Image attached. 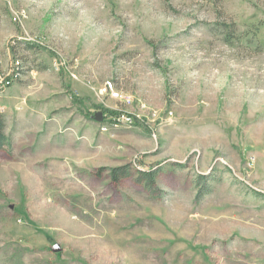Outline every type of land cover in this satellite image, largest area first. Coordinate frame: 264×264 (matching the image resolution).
Returning <instances> with one entry per match:
<instances>
[{
  "label": "rangeland",
  "instance_id": "rangeland-1",
  "mask_svg": "<svg viewBox=\"0 0 264 264\" xmlns=\"http://www.w3.org/2000/svg\"><path fill=\"white\" fill-rule=\"evenodd\" d=\"M0 117V264H264V0H0Z\"/></svg>",
  "mask_w": 264,
  "mask_h": 264
},
{
  "label": "trees",
  "instance_id": "trees-1",
  "mask_svg": "<svg viewBox=\"0 0 264 264\" xmlns=\"http://www.w3.org/2000/svg\"><path fill=\"white\" fill-rule=\"evenodd\" d=\"M223 31L222 32L225 36L226 41L233 40L235 38L234 30L235 25H225L222 24ZM4 121L3 118L0 117V151L6 147L7 138L4 135ZM105 170V168H101L100 171ZM110 178L114 183H119L122 179L130 178V171L129 167L122 166L118 168L108 169ZM157 172L155 171H148V172H141L135 178V182L138 184H142L148 191L151 193H155V184H156Z\"/></svg>",
  "mask_w": 264,
  "mask_h": 264
},
{
  "label": "built area",
  "instance_id": "built-area-1",
  "mask_svg": "<svg viewBox=\"0 0 264 264\" xmlns=\"http://www.w3.org/2000/svg\"><path fill=\"white\" fill-rule=\"evenodd\" d=\"M101 93L103 95L109 96V98L113 101H122L123 100L122 94L112 93L109 91V82H106L102 85ZM111 124H115L116 126H118V124H130V125H132L133 119L131 116L120 113L116 117H113V119H111ZM104 128H102L103 131L105 130Z\"/></svg>",
  "mask_w": 264,
  "mask_h": 264
},
{
  "label": "water",
  "instance_id": "water-1",
  "mask_svg": "<svg viewBox=\"0 0 264 264\" xmlns=\"http://www.w3.org/2000/svg\"><path fill=\"white\" fill-rule=\"evenodd\" d=\"M101 116H102L101 114H96L95 115V120L100 122L101 121Z\"/></svg>",
  "mask_w": 264,
  "mask_h": 264
},
{
  "label": "bare ground",
  "instance_id": "bare-ground-1",
  "mask_svg": "<svg viewBox=\"0 0 264 264\" xmlns=\"http://www.w3.org/2000/svg\"><path fill=\"white\" fill-rule=\"evenodd\" d=\"M112 84V83H111ZM111 84H109V91L110 92H113L114 90H113V88H112V85ZM113 90V91H112ZM116 93V92H115ZM118 94V93H117ZM125 125H130V124H125Z\"/></svg>",
  "mask_w": 264,
  "mask_h": 264
}]
</instances>
